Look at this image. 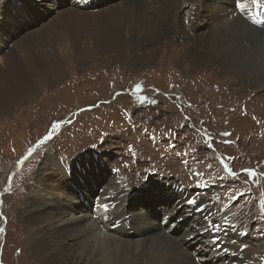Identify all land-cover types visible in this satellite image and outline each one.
Masks as SVG:
<instances>
[{
    "label": "rangeland",
    "instance_id": "374dc122",
    "mask_svg": "<svg viewBox=\"0 0 264 264\" xmlns=\"http://www.w3.org/2000/svg\"><path fill=\"white\" fill-rule=\"evenodd\" d=\"M8 1L22 9L0 16V26L7 27L1 37L8 43H0V53L9 52L19 61L30 91L19 90L11 106L0 108V264H35L17 215L43 182L48 188L44 197L64 205L68 217H95V203L90 207L81 200V205L75 194L95 199L115 184L130 195L129 201L145 207L150 220L159 219V199L170 198L163 184L175 183L179 193L195 196L187 199L184 194V201L204 206L209 218L215 209L242 225L246 240L235 242L232 253L241 264H264V144L257 147L264 131L256 128L264 130V104L259 101L264 86L242 87L236 74L194 63L186 58L182 38L173 40L164 30L134 51L109 48L95 22L68 20L48 32L47 22L63 18L75 0H30L31 6H26L28 0H0L4 15ZM92 1L95 8L83 15H103L124 0ZM186 2H170V20L186 10L190 35L210 31L216 19L212 11L200 8L195 13ZM33 6L40 10L28 9ZM151 6L153 1L146 5ZM24 11L33 13L18 14ZM30 15L37 22L26 23ZM36 30L45 45L46 39L53 45L43 55L52 58H45L53 64L49 71L41 69V50L25 47L33 42L27 34ZM2 81L6 90L11 87L12 81ZM49 133L51 139L37 147ZM30 148L35 150L29 156ZM94 170L97 174L90 179Z\"/></svg>",
    "mask_w": 264,
    "mask_h": 264
},
{
    "label": "bare ground",
    "instance_id": "6f19581e",
    "mask_svg": "<svg viewBox=\"0 0 264 264\" xmlns=\"http://www.w3.org/2000/svg\"><path fill=\"white\" fill-rule=\"evenodd\" d=\"M152 1L154 6L147 8L146 5L152 4ZM171 1L124 0L119 4L117 2V7L103 15H83L82 13H87L91 10L90 8H95V5L90 6L93 1L75 0L64 12L63 18L47 22V29L51 33L52 29L63 27L68 20L95 22L99 24V38L109 48L133 51L139 47L141 41L150 38L157 30H164L171 33L173 40L177 35L182 38L185 42L182 49L186 58L194 63L205 65L209 70L217 68L222 74L232 72L236 74L233 77L242 87L253 89L264 86V28H257L251 24L252 15L258 10L259 4L264 8V0H260L262 2L257 0L256 3H252V0H242L246 5L243 12L235 7L234 0H187L185 5L187 9L195 13L200 8L210 9L211 18L212 16L216 18L210 31L200 32L196 36L189 34V18L183 16L186 10L177 20L175 18L170 20L166 7L170 6ZM28 2L31 6L30 0L27 1L26 6ZM6 5L8 7L3 8L5 15L1 13L2 9L0 10L1 17L2 15L6 17L12 10L22 9L18 4L13 7L10 1ZM30 8L34 11L40 10L34 6L28 9ZM76 10L81 14H77ZM145 11L149 14H145ZM178 11L180 12V9ZM24 13L32 14L33 12L24 11L18 14ZM30 16L26 19V23L36 21L34 16ZM160 20H163V24H160ZM164 23L168 25L165 26ZM29 27L30 25L26 26V28ZM5 29H7L6 25L1 24L0 43L7 46L8 43L5 44L1 37V32L6 31ZM30 32L27 36L33 37V40H30L33 42L25 47L41 50V69L43 72L51 70L53 64L46 60L52 58L43 55L48 54L46 47L53 48L52 43L46 39L47 45H45L40 30ZM8 53H0V62L3 65L0 67V86L5 90L2 95L0 94L2 109L4 108L1 105L9 107L14 103L19 90L30 91L29 76L21 71L19 61H14ZM2 79L12 81L11 87L7 90ZM259 101L264 104L262 97ZM257 120L255 119V122ZM256 128L261 132L264 131L260 125ZM253 142L256 143V141ZM262 143L264 144V141L257 143V147ZM95 159L99 165L103 166L99 157L96 156ZM95 169L96 172L100 170L99 167ZM96 172L92 171L93 174L89 175V178L96 175ZM105 180L110 181L111 178ZM157 183L160 187V181ZM46 185L45 182L38 183L27 201L28 206L17 215L18 222L24 230L22 235H25L26 246L35 264H238V262L241 264L232 253L237 249L235 242L243 243L246 240L247 232L241 227L242 225L231 221L230 216L215 209H212L214 216L209 218V210H206L204 206L190 204L189 200L184 201L186 199L184 194L187 199L195 196L184 192L179 193L178 185L175 183L163 184V189L170 191L168 195L172 200L167 197L159 199V201L163 200L158 206L162 211L161 220H159L160 212L157 213L159 219L151 218L150 220L147 212L144 211L145 207H138L129 201L130 195L124 194L115 184L109 185L110 190H103L104 192L99 190V196L96 195L95 199L90 194L89 196L75 194L80 204L81 200L84 203L86 201L90 203V207L92 203H95V217L94 213H91L92 216L79 217L80 219L74 218V214L68 217L64 205L57 203L54 197H44L48 194ZM175 189H177L176 193ZM143 194L145 196L147 192L143 191ZM158 195L160 194L156 195L157 198ZM101 204L106 208H102ZM151 204L154 206L155 203ZM84 207L85 210L90 209V207ZM175 213L178 215L174 219L171 218ZM118 220L121 221V226L113 229ZM170 220L173 221L169 222ZM185 222H189L186 227L180 226ZM222 222L225 223L224 229ZM125 225L129 226V230L132 231L129 234H133V238L128 236ZM140 236L143 239H138ZM213 241L217 243L214 244ZM193 250L194 255H192ZM207 252L208 254H205Z\"/></svg>",
    "mask_w": 264,
    "mask_h": 264
},
{
    "label": "snow or ice",
    "instance_id": "6c2138e0",
    "mask_svg": "<svg viewBox=\"0 0 264 264\" xmlns=\"http://www.w3.org/2000/svg\"><path fill=\"white\" fill-rule=\"evenodd\" d=\"M256 2H257V0H252V3H256ZM234 5H235V7H236L237 9L241 10L242 12H243L244 9H245V4L242 2V0H234ZM57 126H58V125H53V128H55V127H57ZM225 135H228V134L225 133ZM49 139H51V133H49L48 135H46L42 140L38 141L36 146L38 147L40 144L45 143V142H46L47 140H49ZM34 150H35L34 148H30V149L28 150V155L30 156ZM25 158H27V157H25ZM188 203H190V204H195L196 201H195V200H189ZM101 207H102V208H106V206L103 205V204H101ZM174 218H175V217H173V219H174ZM213 243L215 244V243H217V242H216V241H213Z\"/></svg>",
    "mask_w": 264,
    "mask_h": 264
}]
</instances>
